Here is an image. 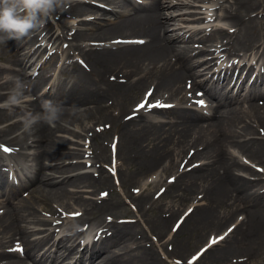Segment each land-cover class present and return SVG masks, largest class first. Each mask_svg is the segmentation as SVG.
<instances>
[{
	"label": "bare ground",
	"instance_id": "obj_1",
	"mask_svg": "<svg viewBox=\"0 0 264 264\" xmlns=\"http://www.w3.org/2000/svg\"><path fill=\"white\" fill-rule=\"evenodd\" d=\"M95 1L112 6L109 13L90 0H71L66 10L51 17L59 21L67 17H89L76 24L70 22V25L59 22L52 26L47 22L32 32L33 36L0 45L6 51L0 52V102H3L12 87L9 76H19L29 82L31 95L36 96L47 77L45 73L37 76L29 73L36 70L37 65H33V61L45 55L49 45L52 47L65 40L66 30L73 32L67 54L64 53L65 58L60 60L59 71L69 74L70 79L65 84L54 81L51 91L28 101V106L35 111L41 110L44 100L61 103L64 106L62 121L55 127L38 124L28 134L23 132L19 120L10 122L22 114L20 109L15 112L0 109V198H4L0 201V208L5 209L0 215V248L18 241L25 249L22 253L24 259L17 250L0 251V260L3 261L0 264H28L27 260L31 264H173V259L168 263L160 254L182 256L191 248L190 241L194 240L195 245L200 243L207 236L206 231L210 230L212 234L222 229L240 211L245 217L239 223H232L235 226L230 236L219 239L222 240L219 244L216 238L209 241L211 248L208 247L206 255H202L206 259L202 264H246V261L259 258L264 251V139L255 135H264V77L252 82L241 101L240 94L235 99L224 97V94L220 96V92L227 90L228 72L220 71L215 75V72L209 74L212 66L200 69L203 62L197 60V55L205 49L191 55L194 49L180 45L188 34L187 39L199 43L212 35H194L190 26L176 27L173 23L175 18L170 10L190 7L193 5L191 0H150L144 5L130 1L127 4L125 0ZM198 2L210 13L220 0ZM228 2L229 6L223 8L222 15L215 17L217 22L214 23L226 22L230 29L222 23L217 24L221 29L214 32L216 39H221V43L228 41V52L253 50L249 57L255 59L259 53L263 57L264 0ZM54 28L59 29L58 35L52 33ZM115 35L125 36L124 39H145V42L123 47L98 45L97 48L83 44L85 41L109 43ZM38 39L46 44L45 48H41V44L35 47ZM75 56L86 66L81 67L72 60ZM54 60V55H50L39 69L48 72L55 66ZM256 62L261 63L260 58ZM203 76L208 77L204 79ZM188 79L191 86L186 90ZM247 81L242 80L237 91L242 92ZM225 83L226 86L223 85ZM65 85H69L67 90ZM147 85L153 88L156 100L174 99L177 102L170 108H153L150 114L154 113L164 121L136 109L141 103L137 97L143 95L142 90ZM195 88L205 90L207 98L216 104L212 106L210 102L202 110L182 107V103L188 101L187 94H194ZM242 102L246 106L241 105ZM109 108L114 110L109 111ZM249 113H255L252 123L246 121ZM85 119L96 124H110L112 139L117 143L118 160L123 161L122 166L125 165L126 170H133L132 179H128L130 177L123 173L119 164L117 182L120 173L122 181L128 179V182L139 184L158 166H161L163 174L169 173L167 178L175 177L171 185L163 183L160 176L141 184L142 193L133 197L139 213L147 210L149 204L148 211H151L155 202L152 198L158 200L163 195L170 197L172 205L169 210L172 212L177 207L178 215L182 206H193L173 234L172 226L167 232L169 223L168 217L164 216V206L147 221L148 231L159 239L158 243H162L160 247L157 245V250L145 244L149 235L137 222L131 224V221L122 222L114 217L117 201L93 200L84 196L111 187V177L104 167L95 169L96 164L107 160L105 148L96 142L99 134L94 133L91 138L97 149L90 160L78 161L77 164L67 162L76 155L84 158L82 154L85 151L82 153L80 149L85 146L80 144V126ZM62 134L79 138L76 150L67 149V139L60 136ZM100 134L104 137L106 131ZM1 144L5 148H32L28 152L15 153L13 157L17 163L9 166L7 174L1 171L6 166L2 163ZM191 150L193 153L187 158ZM234 151L259 169L241 163ZM197 160L203 163L182 172L183 162L190 164ZM87 162H92L93 170L86 169ZM81 163L83 171L69 175L79 170ZM111 168L115 171L114 165ZM10 173H13L11 180ZM67 174L69 176H65ZM160 186L165 190L156 197ZM69 187L75 189L70 191ZM22 191L26 192L28 203L20 198ZM100 192L103 191H99L97 196ZM53 204L62 212L67 210L69 214L77 215L62 217L58 223ZM108 215L111 220H107ZM41 216L52 219L46 220ZM31 224L35 225L33 229L47 226L42 231L36 228L42 235L37 240H31L28 230ZM55 228H59L58 234H55ZM181 234L185 235L179 239ZM166 236L167 240L162 241ZM213 240L217 242L211 243ZM46 246L47 250L41 253ZM78 248H81L79 252ZM118 248L123 254L116 252ZM47 252L54 254L50 261ZM242 258L245 260L241 262Z\"/></svg>",
	"mask_w": 264,
	"mask_h": 264
},
{
	"label": "rangeland",
	"instance_id": "obj_2",
	"mask_svg": "<svg viewBox=\"0 0 264 264\" xmlns=\"http://www.w3.org/2000/svg\"><path fill=\"white\" fill-rule=\"evenodd\" d=\"M222 2H221V4H220V6H221V10H222V13H224L223 12V8L225 7V6H229V2H228V0H221ZM93 2H95V1H93ZM98 2L96 1V4H97ZM106 8L109 10V6H107L106 5ZM83 17H85V16H81V17H76V18H74V19H70V18H68L67 17V19H65L67 22H70V21H73V23H75V22H77L79 19H81V18H83ZM56 20V19H55ZM52 21V20H51ZM57 21V20H56ZM56 21H52L53 23H51V25L53 26V24L56 22ZM47 22H49L48 20H47ZM46 22V23H47ZM53 33H55V35H57L58 34V31H56V30H53ZM69 35H67L66 36V38H64L65 40H66V42H61L60 44L59 43H57L55 46H53L52 48H56L57 47V50H59V52L57 53V57H56V59H55V62H56V65H58V63H57V61L59 60V58H60V56H61V51H67V48L68 47H65L64 46V44H67V45H69ZM68 42V43H67ZM63 43V44H62ZM93 43H95V42H93ZM64 46V47H63ZM89 46H91V45H89ZM91 47H93V46H91ZM47 51H48V53H46V55L47 56H50L49 54H51V52L53 51H51V50H49V49H47ZM0 52H2V53H5L6 51H3V48L2 47H0ZM246 52H249L248 50L246 51ZM65 53H67V52H65ZM77 58V57H76ZM56 72V73H58V70H53V71H51L50 73L52 74L53 72ZM60 79L61 80H67L68 79V76L67 75H64V76H60ZM110 79L111 80H113V77H110ZM251 81L250 80H248V82L246 83V85H245V90H244V92H242L241 93V96L243 97L244 96V94H245V92L249 89V88H251ZM49 84L48 85H46V88H44V86L42 85L40 88H39V92L37 93V95H40V94H42V93H45L46 91H48V88H49ZM142 91H144V88H143V90ZM141 91V92H142ZM236 90H233V92H231V94L230 93H228L227 95L230 97H232V98H234L235 96H236ZM166 96V95H165ZM35 96H32V98H34ZM137 99H138V97H137ZM168 104H174L175 102L174 101H169V102H167ZM242 104H244V103H242ZM187 107H192L191 105H189V104H185ZM183 106H184V104H183ZM114 110V108H109V111H113ZM251 115H253V114H251ZM250 115V116H251ZM152 117H154L155 116V114H153V115H151ZM252 117H251V119H246L248 122H252ZM160 120H164V118H160ZM107 123H95L94 121H88L87 119H85V120H83V123H82V125L80 126L81 127V129H80V131L82 132V135H81V139H84V138H82V137H85V131L86 130H88V132L86 133L87 135H88V137L89 136H91V134H93V133H98L97 131L98 130H100L101 128H104V125H106ZM107 125H109V124H107ZM60 136H63V137H65L67 140H66V145H67V149H72V150H76L77 149V140H79V138H76V137H74V136H70V135H67V134H62V135H60ZM112 136H113V134L111 133V128H109V129H107V131H106V134L104 135V137L100 134V138H98L96 141L100 144V145H102L105 149H106V156H107V160H106V162L104 161L103 163H99V165L98 164H96L95 166H96V168L97 169H100L101 168V166L100 165H103L104 166V168H105V166H108V164H109V162H110V155H109V149H108V146H110V145H112V144H110L113 140H112ZM257 138H259V139H261V140H263L264 139V135H255ZM101 137H103V138H106L107 140L106 141H103V138H101ZM80 139V140H81ZM88 141H90V140H88V139H86V141H80V143L81 144H87V142ZM91 145H92V152L94 151L95 152V149H96V145L94 144L93 145V143H91ZM90 151V150H89ZM88 151V152H89ZM87 154V153H86ZM86 154H84V158H81V156H79V155H76V157H72V158H70V160H68L67 162L68 163H73V164H76V163H78V161H84L85 159H87V158H89V153L86 155ZM235 154L236 155H238V157H239V160L240 161H244V160H246V162L248 163V165H251L252 166V168L253 169H255L256 167H258V166H255L254 164H252L251 163V161H249L246 157H244L243 155H241V154H238L236 151H235ZM4 158H8L9 159V161L11 162V164H14L15 163V160L11 157V156H7V157H4ZM93 162V161H92ZM197 161H195V162H193V163H191V164H189V166H192V165H195V163H196ZM203 162V161H202ZM244 163V162H243ZM119 164H120V166H122V164H123V161L121 160V161H119ZM196 164H198V163H196ZM189 166H187V167H189ZM4 168H6V167H4ZM82 168H83V164H81L80 165V168H79V170H76L75 172H73V173H70L69 175H74V174H77V173H79V172H81L82 171ZM88 169V168H87ZM92 170V169H91ZM122 170H123V173L124 174H126L127 176H129L130 178H128V179H132L131 178V172H133V170H131V171H128V170H126V166L124 165V166H122ZM184 170H186V169H184ZM153 172V174H151V176L150 177H148V176H145V178L143 179V181L141 182V183H139V184H137V183H131V182H128V179L126 180V182L125 181H122V179H121V175H120V173H118V177H119V185L115 182V180H114V178L112 177L110 180H111V187H109L108 188V190H105V189H99V190H96V192H92V194H85L84 196L85 197H88V198H90V199H93V200H96L97 198H99V196H102L103 198H105V200H107V201H109V200H111V199H113L114 201H117V203H116V205H115V207H116V215L114 216V217H116L118 220H120V221H122V222H124V221H131L132 223L131 224H133V223H135V222H137L138 223V225L144 230V232L145 233H147L148 235H149V239H148V241L147 242H145V244H147V245H151V247H153L155 250H157L158 248H157V245L160 247V245L162 244L161 243V241H159V243H158V240L159 239H157L156 237H155V235H153V234H151L149 231H148V227H147V221L149 220V219H151L157 212H158V209L160 208V207H162V206H164V208H165V213H164V216H167L168 217V225H169V227H168V230H167V232L170 230V226H172V223H174V221H176V219H178L183 213H184V211L189 207V204H187V205H184V206H182L181 207V209H182V212H181V214H177L176 213V209H177V207H175V209H173L174 211H170L169 209H170V207L169 206H171L172 204H171V199H170V197L169 196H165V195H163V196H161L158 200H155L154 198H152V200L153 201H155L154 202V205L152 206V209H151V211H148V209H149V207H150V204L147 206V210H144V211H142L141 213H139L138 212V210H137V207H136V205L135 204H133V197H136V196H138V195H140L141 193H142V190H141V184H143V183H145V184H147V182L149 183L150 181H153L152 179H154V178H156V177H161L162 178V181H163V183L165 182V183H167V177L169 176V173H167V174H163L162 172H161V168H159V166L155 169V170H153L152 171ZM151 173V172H150ZM237 174H239V175H241V176H245V174L244 173H242V172H239V173H237ZM68 174L67 175H65V176H69ZM262 176H264V175H262ZM249 179H251L250 177H248ZM173 180V178H170V179H168V182H171ZM169 184H171V183H169ZM163 186H160L157 190V192L160 194V193H162L163 192V190L164 189H161ZM75 188H72V187H69V190L71 191V190H74ZM85 191H90L89 189H84ZM138 190H140V192H137V193H135V191H138ZM78 191H81V190H78ZM92 191V190H91ZM99 191H107V192H100L99 193V196H97V193L99 192ZM105 194H107L106 196H105ZM20 196H21V199L25 202V203H28V197H27V195H26V192H22V193H20ZM105 196V197H104ZM203 203V202H202ZM167 204V205H166ZM53 207L54 208H56V212H58L59 211V207H57V205L56 204H53ZM62 210V209H61ZM61 210H60V212H61ZM5 212V209L4 208H0V215H2L3 213ZM60 212H58V214H60ZM22 213V215H26V213L25 212H21ZM62 213V212H61ZM67 214H68V212H67V210L65 211V213H64V217H66L67 216ZM175 214H177V215H175ZM111 215V214H110ZM47 217V216H46ZM50 218L51 217H47V219L48 220H50ZM107 218V220H111L112 218H111V216H107L106 217ZM244 218V215L242 214V212H239L238 214H237V216H236V218H235V220H234V222L237 220V221H241L242 219ZM232 223L233 222H230L228 225H226L225 227H223L222 229H219V230H217V231H214L212 234H210L211 233V231L210 230H208V231H206L207 233V236L204 238V240H202L200 243H198V244H196L195 245V241L193 240V241H190V246H191V248L189 249V251L187 252V253H185V254H183L182 256H179V255H177V254H173V255H170L169 257H166L165 255H160L161 256V258H162V260H164V261H167L168 263H171V260L173 259V263H174V260H184V259H186V258H188L190 255H192L195 251H197V249L198 248H200V247H202L203 245H205V243L207 242V240H206V238L208 239V237H210V235H212L213 237L214 236H217V235H219V234H221L222 232H224L225 231V229H227L228 227H230V226H232ZM34 225H29V232H30V234L31 235H33V237H35L36 239H38L39 237H40V235H37L35 232H34V230L35 229H32V227H33ZM45 226H38V227H36V228H44ZM58 232V229H55V233H57ZM235 234V233H234ZM185 234H181V235H179L178 237H180L179 239H181L183 236H184ZM231 234H229V236H230ZM167 240V236L166 237H164V239L162 240V241H166ZM16 243H18L17 241L15 242V245H14V247L16 246ZM5 246L6 247H10V245L8 246V243H6L5 244ZM193 246H196V247H193ZM148 248H150V247H148ZM10 249V248H9ZM79 250H80V248H79ZM262 250H264V247L262 248ZM117 252H119V253H122L123 254V251L121 250V248H119V249H117L116 250ZM161 251H163V247H161ZM205 255H206V253H205ZM204 255V256H205ZM76 257V256H75ZM53 257L51 256V258L50 259H52ZM205 260L206 259H203V257H201L200 259H199V261L197 262V264H202L203 262L205 263ZM242 261H244L245 259L244 258H242L241 259ZM241 261V262H242ZM28 263L30 264V262L28 261ZM246 264H264V251H263V254L259 257V258H257V259H255V260H253V261H246Z\"/></svg>",
	"mask_w": 264,
	"mask_h": 264
},
{
	"label": "clouds",
	"instance_id": "obj_3",
	"mask_svg": "<svg viewBox=\"0 0 264 264\" xmlns=\"http://www.w3.org/2000/svg\"><path fill=\"white\" fill-rule=\"evenodd\" d=\"M71 0H0V45L10 40H20L41 29L47 20L58 11L66 10ZM4 67H7L5 65ZM12 83L7 99L0 102V109L15 112L24 133L31 134L38 124L55 127L62 121L64 106L56 101L44 100L41 110L35 111L28 106L32 99L31 85L19 76H9Z\"/></svg>",
	"mask_w": 264,
	"mask_h": 264
},
{
	"label": "snow or ice",
	"instance_id": "obj_4",
	"mask_svg": "<svg viewBox=\"0 0 264 264\" xmlns=\"http://www.w3.org/2000/svg\"><path fill=\"white\" fill-rule=\"evenodd\" d=\"M141 106H143V105H141ZM157 106H159V105H157ZM2 150L5 151V152L10 151V149H8V148H3ZM221 239H222V237H221ZM216 242H217L216 240L211 241V243H216ZM16 250L19 251L20 249L18 248V249H16ZM194 259H195V258H194ZM190 264H191V262H190Z\"/></svg>",
	"mask_w": 264,
	"mask_h": 264
}]
</instances>
